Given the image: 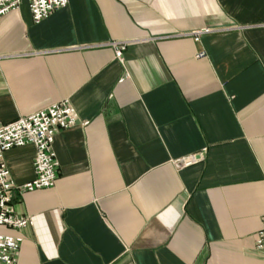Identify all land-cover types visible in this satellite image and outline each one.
Instances as JSON below:
<instances>
[{"label":"crops","instance_id":"obj_1","mask_svg":"<svg viewBox=\"0 0 264 264\" xmlns=\"http://www.w3.org/2000/svg\"><path fill=\"white\" fill-rule=\"evenodd\" d=\"M0 57L1 124L64 99L80 120L56 186L12 192L18 264H264V0H69L39 24L24 1ZM35 157L6 152L17 185Z\"/></svg>","mask_w":264,"mask_h":264},{"label":"built area","instance_id":"obj_2","mask_svg":"<svg viewBox=\"0 0 264 264\" xmlns=\"http://www.w3.org/2000/svg\"><path fill=\"white\" fill-rule=\"evenodd\" d=\"M24 1H28L36 24L69 5V0H0V18L18 9ZM208 31L199 30L193 35L199 40L200 36ZM111 46L115 49L116 58L123 62L128 43L114 42ZM205 56V52L197 55L198 58ZM79 123L77 109L70 99H64L31 115L22 116L11 123H0V227L21 229L33 224L31 217L18 215L14 211L11 205L12 192L18 190L23 194L56 186L60 177V163L54 147L56 138L61 132ZM81 124L88 125V122L84 121ZM29 144L36 147L35 178L23 185H17L6 163L5 154L13 148ZM198 160V155H190L175 160V164L179 168H184ZM22 243V236L0 233V264H18ZM256 246L264 250V221L257 235Z\"/></svg>","mask_w":264,"mask_h":264},{"label":"rangeland","instance_id":"obj_3","mask_svg":"<svg viewBox=\"0 0 264 264\" xmlns=\"http://www.w3.org/2000/svg\"><path fill=\"white\" fill-rule=\"evenodd\" d=\"M174 164H175V160H174ZM176 165V164H175ZM193 165V164H192ZM177 166V165H176ZM190 166V165H189ZM187 167V166H186ZM177 168H179L178 166H177ZM180 169V168H179Z\"/></svg>","mask_w":264,"mask_h":264}]
</instances>
